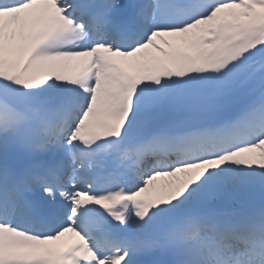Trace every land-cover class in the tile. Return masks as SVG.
<instances>
[{"label":"snow or ice","instance_id":"6c2138e0","mask_svg":"<svg viewBox=\"0 0 264 264\" xmlns=\"http://www.w3.org/2000/svg\"><path fill=\"white\" fill-rule=\"evenodd\" d=\"M0 264H264V0H0Z\"/></svg>","mask_w":264,"mask_h":264}]
</instances>
